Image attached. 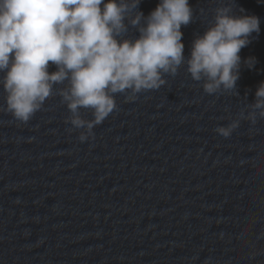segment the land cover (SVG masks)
<instances>
[{"label": "water", "instance_id": "obj_1", "mask_svg": "<svg viewBox=\"0 0 264 264\" xmlns=\"http://www.w3.org/2000/svg\"><path fill=\"white\" fill-rule=\"evenodd\" d=\"M189 3L185 56L216 0ZM234 5L260 21L239 53L256 64L241 65L238 96L207 95L181 68L134 101L115 94L84 142L58 96L26 123L0 111V264H264V121L214 131L264 81V0Z\"/></svg>", "mask_w": 264, "mask_h": 264}, {"label": "clouds", "instance_id": "obj_2", "mask_svg": "<svg viewBox=\"0 0 264 264\" xmlns=\"http://www.w3.org/2000/svg\"><path fill=\"white\" fill-rule=\"evenodd\" d=\"M140 2L0 0V111L26 123L47 99L58 96L68 110L69 131L82 129L78 139L84 142L117 108L115 94L134 101L165 86L181 68L207 95L238 96L241 65L256 64L255 57L242 60L239 53L260 32L257 16L237 12L234 0H216L211 19L203 21V33L193 38L185 56L181 27L194 19L189 0H158L146 16ZM130 28L138 35L130 38ZM81 110L92 118H83ZM227 119L226 126L214 129L224 138L241 121L253 127L264 121V81L253 102Z\"/></svg>", "mask_w": 264, "mask_h": 264}]
</instances>
